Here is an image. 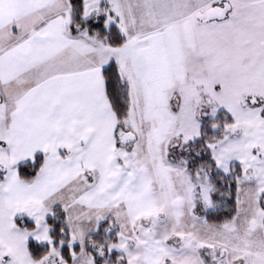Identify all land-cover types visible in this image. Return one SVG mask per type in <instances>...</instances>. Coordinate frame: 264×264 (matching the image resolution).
<instances>
[{
	"label": "snow or ice",
	"instance_id": "obj_1",
	"mask_svg": "<svg viewBox=\"0 0 264 264\" xmlns=\"http://www.w3.org/2000/svg\"><path fill=\"white\" fill-rule=\"evenodd\" d=\"M0 264H264V0H0Z\"/></svg>",
	"mask_w": 264,
	"mask_h": 264
}]
</instances>
